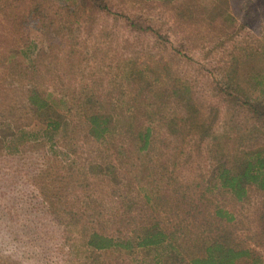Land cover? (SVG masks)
<instances>
[{"label": "rangeland", "instance_id": "1", "mask_svg": "<svg viewBox=\"0 0 264 264\" xmlns=\"http://www.w3.org/2000/svg\"><path fill=\"white\" fill-rule=\"evenodd\" d=\"M47 1L53 12L56 5L51 0ZM106 1L110 7L109 13L95 15L59 31L66 33L67 38H72L69 39L70 46L74 44L73 51L68 48L64 64H59L56 59L61 58L62 54L55 45L58 34L51 27L43 31L27 28L30 42L27 47H22V58L30 60L35 47H43L48 51L51 45L52 54L46 60V66L53 69L50 83L63 88L72 85L77 93L87 90L94 92L91 98L81 96L82 102L87 100L89 110L102 103H119L123 112L126 107L130 111L133 100L128 83L133 71H136V75L142 77L138 83L142 85L141 90L156 92L160 89L164 95L168 91L173 94L160 106L161 113L166 117H173L180 112L173 103L180 99L177 95L180 93L183 101L190 98L203 112L210 122V129L218 134L227 132L226 145L231 147V155L248 152L249 148L264 147L263 122L254 121L249 109L242 104L245 99L242 92L238 88L239 91H233L228 86L236 80L240 89L249 91L253 80L248 82V75L255 74L260 77L264 87V19L242 27L239 16L246 10L237 13V8L240 9L244 3L252 6L257 0H175L177 3L174 6L172 3L149 0ZM262 6L264 0L252 7L251 16L260 11ZM230 7L234 13L230 12ZM138 14L141 15L139 22L149 25L155 33L149 29L145 32L136 31L125 25L124 16ZM69 18L73 20L72 15ZM5 19L0 16V38L7 39L5 43L11 46L9 38H15L17 30L12 26L13 22ZM10 46L7 51L17 52L14 55L17 63V59L21 58L18 57L20 52L13 48L19 47ZM250 49L252 55L245 56L244 61L239 60ZM231 65L235 67L231 73L234 76L225 80L226 69ZM69 66L72 68L69 69ZM60 67L63 69L58 72ZM15 79L13 75H8L5 83L16 84ZM224 84H228L227 88ZM220 88L225 89V92L230 88L231 94L241 96L240 101L228 99L219 91ZM68 97L64 98L61 110L69 115L67 118L72 121L69 124L75 122L76 127H80L78 117L73 115L74 111H66L75 102ZM158 104L154 103L150 107L156 108ZM118 107L115 108L116 112L120 111ZM71 125L60 137V134L55 136L57 144L47 143L40 148L46 153L45 158H38L35 163L27 158L22 161L4 160L0 170V264H158L156 259L161 256L159 248L135 253L112 249L101 254H89L91 251L80 234L85 215L88 212L94 216L121 212L118 209V191L122 186L117 188L120 182L113 176L114 186L107 178H102V182L96 179L98 171L94 164L100 158L95 157L94 147H97V151L102 150L103 156L108 155L109 151L102 149V145L92 147L83 131L70 135L73 129ZM156 127L153 130L158 137L156 143L161 142L163 146L160 154L157 158L155 155V158L147 156L143 176L145 185L140 187L136 182L129 185L124 194L134 195L136 192L138 196L135 198H140L145 195L146 188L145 197L149 199L145 205H140L141 209L151 213L152 219H159L161 226L180 230V233H175L176 238L170 240V247L175 252L179 251L180 256L179 261L173 264H186L187 255L192 252L194 244L208 238L206 233L202 234L208 230V222L211 221L208 209L215 202L214 199L220 201L222 196L225 197L222 203L234 217V225L229 223L226 233L230 234L234 242L262 252L263 248L256 242H262V238L256 236L254 231L260 225L264 192L249 191V200L236 204L232 203L227 192L220 191L223 195L213 197L218 190L208 180L211 164L207 138L201 140L185 135L182 139V134L176 131L175 134L167 132L163 126ZM75 136L79 137L77 141H73ZM37 151H31L30 155L34 157ZM173 157L182 163L177 169L175 163L174 173ZM29 164L32 170L27 171ZM18 166L19 172L10 176V171ZM62 170L67 172L65 177ZM118 173L120 167L116 169ZM31 175L32 178L28 177ZM174 175L182 187L173 182ZM38 187L44 191L49 189V194L59 191L63 205L65 202L74 203L79 198L76 208L82 216L63 214L60 223L53 222L46 215L48 211H45V215L42 212L45 203L40 202ZM90 200L94 204L100 203L101 207H93L88 202ZM56 204L57 207L58 204L59 207L63 206L59 202ZM131 213L134 214L135 210L132 209ZM122 228L112 221L107 222L106 230L110 233L124 231ZM168 260V264H172V260Z\"/></svg>", "mask_w": 264, "mask_h": 264}, {"label": "trees", "instance_id": "2", "mask_svg": "<svg viewBox=\"0 0 264 264\" xmlns=\"http://www.w3.org/2000/svg\"><path fill=\"white\" fill-rule=\"evenodd\" d=\"M149 1L172 3V6L177 3L175 0ZM210 1L215 2V0ZM261 1L257 0V3H252V6L244 3L240 9L237 8V13L246 10L239 16L242 27L248 26V24L253 25L264 19V6L251 16L252 7L255 4L260 5ZM51 2L56 5L53 12H51V6L47 0H0V16L2 19L5 17L6 21L13 22L12 26L17 30L15 38H9L11 46L19 47L13 48V50L19 51L18 57H21L17 59L16 63L14 55H17V52L7 51L10 45L6 44L7 39L1 36L0 170H2L4 160L7 159L9 161H22L27 158L31 163H35L38 158L46 157V153L40 148L47 143L50 145L57 144L58 140H55V136L60 134V137L71 125L69 123L72 121L67 118L69 115H65L64 111L61 110L64 98L69 96L68 98L75 102L70 104L66 111L73 110V115L78 117L80 121L78 124L81 125L76 127L77 123L74 122L71 125L73 129L70 135L83 131L92 147L102 145L100 146L102 149L106 148L109 154L103 156L102 150L97 151V147H94L96 149L95 157L100 158V161L94 164L99 176L96 179L102 182V178L105 180L107 178L114 186L116 183L111 179L113 176L120 182L117 188L119 189V185L122 186L118 191L120 194L118 209H121V212L99 213L95 216L88 212L85 215L84 223L80 226V234L87 249L91 251L89 254H101V252L112 249L135 253L136 251H150L159 248L161 256L157 253L160 257L156 256L158 258L156 262L168 264V259H170L173 264L174 261H179L180 256L179 251L175 252L174 248L170 247V240L173 237L176 238L175 233H180V230L161 226L159 219H152L151 213H146L141 209L140 205H145L149 199L145 197L147 195L146 188L144 189L145 195L140 198H135L138 196L136 192L134 195L124 194L126 193L124 190L129 185L136 184V182L140 187L145 185L143 176H145L144 170L146 172L147 156L154 157L155 155L157 158L160 154L163 146H161V142L156 143L158 137L153 131L155 130L154 127L163 126V129L170 133L176 131L182 134V139L185 135L187 137L192 135L201 140L207 138L211 164L208 180L218 190V193L214 194L213 197L223 195L220 191L227 192L230 194L229 199L233 204L248 201L249 191L264 192V147L249 148L248 152L231 155L232 149L226 145L227 132L222 131L218 134L210 129L208 118L202 111H199L190 98L183 101V95L180 93H177L180 99H176L173 103L180 109L181 113L179 112L170 118L166 117L161 113L162 107L160 106L166 103L173 94L168 91L164 95L160 89L156 92L151 89L141 90L142 85L138 83L141 82L142 77L137 76L136 71H133L132 79L128 83L130 97L133 100L130 111L126 107L125 112H123L119 103L112 105L105 102L104 105L102 103L99 107L96 105L94 109L89 110L87 100L82 102L81 96L91 98L94 96V92L87 90L77 93L76 88L72 85H66L63 88L50 83L49 78L53 69L51 66H46V60L52 54L51 45L48 51L43 47H35L36 50L30 60L22 58V47H27L30 42L27 28L43 31L46 27H51L58 34L55 45L58 46L62 54L61 58H54L59 60V64H64L65 56L69 52L68 48L73 51L74 44L70 46L72 38H67L66 33H59V31L71 28L73 24L91 19L95 15L107 14L110 12L108 9L110 7L106 0H51ZM230 10L232 13L235 12L231 7ZM69 15L73 16V20H70ZM140 16V14L124 16L125 25L136 31L145 32L149 29L155 33L149 25H143L139 22ZM133 17L137 18L134 19ZM69 39L71 40L69 41ZM251 51L252 49L248 53H243L239 60L244 61L245 56L252 55ZM70 68L72 67L69 66ZM61 69L63 68H58V72ZM234 69L235 67L232 65L228 70L226 69L225 80L232 79L234 75L231 76V73L234 72ZM8 75H13L16 78V84L8 85L5 83ZM250 81L252 85L246 92L240 89L236 80L234 84L224 85L226 88L227 85L230 86L233 91L240 90L242 92L241 94L245 96V99H242V104L249 109L254 121L263 122L262 127H264L263 82L255 74L248 75V82ZM59 84L62 85L60 81ZM230 88L227 92L221 88L219 91L230 100L240 101L241 96L236 95L237 93L231 94ZM162 98L164 99L161 100ZM154 103L159 104L156 108L150 107ZM116 105L119 106V112L115 111ZM114 114H120V116ZM78 138L75 136L73 141H77ZM114 147L116 148L114 149ZM33 150H38L34 157L30 155ZM173 158L175 159L172 161L174 173L175 163L177 164L176 169L182 163L177 161V157ZM29 165L26 167L27 171L32 170V166ZM47 165L50 166V163ZM118 167H120V173L116 174ZM121 169H123V173ZM19 170L20 166L14 171L11 170L10 176H15ZM66 174L67 172L64 173L62 170L63 177ZM32 176L28 177L32 178ZM176 179L177 176L174 175L172 177L173 182L182 187V184ZM201 181L204 182V179L202 178ZM38 189V194L41 195L40 202L45 203L42 212L45 215V211H48L49 214L46 215L53 222L60 223L63 214L72 215L74 213L76 217H79L80 214L82 216V213L76 208L79 198L74 203L65 202L63 205L58 190V192L49 194V189L46 191L40 187ZM137 192L139 193L138 190ZM214 201L208 209V217L211 220L208 222V230H204L202 233H206L208 238L205 237L194 244L192 252L187 255L186 264H264V202L263 210L259 216L260 225L254 231L256 236L262 238V242L256 241L258 246L263 248V251L260 252L246 244L241 245L233 241L230 234L226 233V226L229 223V225H234V217L228 207L222 203L225 202V197L222 196L220 201L215 199ZM57 202L62 203L63 206L59 207L58 204V208ZM88 202L92 203L93 207H101L100 203L94 204L92 200ZM132 209L135 210L134 214L131 213ZM111 221L120 228L123 227L124 231L108 232L106 230L107 222L111 223ZM161 258L163 259L160 260Z\"/></svg>", "mask_w": 264, "mask_h": 264}]
</instances>
